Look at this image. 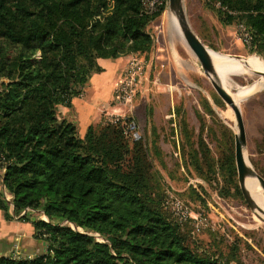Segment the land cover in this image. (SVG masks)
I'll use <instances>...</instances> for the list:
<instances>
[{
  "label": "trees",
  "instance_id": "1",
  "mask_svg": "<svg viewBox=\"0 0 264 264\" xmlns=\"http://www.w3.org/2000/svg\"><path fill=\"white\" fill-rule=\"evenodd\" d=\"M204 4L223 25L242 22L252 35L248 51L264 57V0ZM164 8L148 12L143 0H0V152L10 196L0 193V210L29 222L45 242L42 253L0 255V264H229L235 257L237 246L227 259L185 243L140 135L129 142L121 121L89 124L80 135L59 112L103 70L98 59L151 52L149 26ZM203 154L193 153L194 163ZM225 163L232 183V154Z\"/></svg>",
  "mask_w": 264,
  "mask_h": 264
},
{
  "label": "rangeland",
  "instance_id": "2",
  "mask_svg": "<svg viewBox=\"0 0 264 264\" xmlns=\"http://www.w3.org/2000/svg\"><path fill=\"white\" fill-rule=\"evenodd\" d=\"M164 3L165 8L149 26L154 36L153 50L157 52L152 60L144 58L132 108L128 112L124 108L116 113L130 117L140 140L146 144L152 167L159 175L162 202L171 196L187 205L192 216H205L207 222L198 231L191 222H181L185 243L197 253L227 259L232 257V250L237 246L235 257L229 264H264V220L253 206L247 182L250 207L240 194L236 178L234 138L238 131L235 116L216 94L209 77L186 44L181 28L178 31L174 27L173 22L178 20L169 9L168 1ZM181 4L190 28L208 50L231 61L247 62L253 56L264 61L261 55L248 51V45L240 36L242 22L223 25L204 0H181ZM232 66V72L224 81L231 93L239 88H249L255 82L261 85L248 91L236 103L244 128V154L261 175L264 174V79L254 71L235 64ZM82 93L72 99L71 108H59L60 114L68 116L77 126L78 98ZM109 104L114 106L113 99ZM105 112L100 115L101 120L91 124L106 122L112 113L104 115ZM82 128V125L78 128L80 135L85 132ZM200 150L205 151V155L194 163L192 154ZM228 154L233 155L232 183L226 177ZM0 193L4 198L10 197L1 185ZM12 206L9 204L11 213ZM163 207L167 216L178 222L168 207L164 204ZM31 215L45 218L36 212ZM10 219L12 222L0 221V228L9 233L6 239L0 240V248L5 246V240L11 241L10 232L16 223L13 219L17 217ZM22 228L28 230L30 226L25 223ZM30 252L31 249L18 255L27 257Z\"/></svg>",
  "mask_w": 264,
  "mask_h": 264
},
{
  "label": "crops",
  "instance_id": "3",
  "mask_svg": "<svg viewBox=\"0 0 264 264\" xmlns=\"http://www.w3.org/2000/svg\"><path fill=\"white\" fill-rule=\"evenodd\" d=\"M156 52L157 51L152 49L149 53L126 54L117 58L98 59V63L103 70L94 73L90 77L84 86L82 97L78 98V128L80 129L82 125V131H84L92 122L94 123L101 120L100 115L103 114L102 112L104 110L106 111L104 115L112 113L113 106H110L109 101H112L116 85L122 76L126 63L131 58H139L144 62L143 64H145V59L147 60L150 58V60H152V57ZM2 220L12 222L11 219H5L0 210V221ZM13 220H16V223L12 226L13 232H10L11 241L8 243L7 240H5V246L0 248L5 250H3L4 252L0 250V255L19 256V252H27L31 249V255H27V257H32L35 254L44 252L45 242L35 239L33 236L32 225L29 222L24 221L18 223V219ZM25 223H28L30 226L28 230L22 228ZM7 235L9 236V233H4L3 229L0 228V240L6 239Z\"/></svg>",
  "mask_w": 264,
  "mask_h": 264
},
{
  "label": "built area",
  "instance_id": "4",
  "mask_svg": "<svg viewBox=\"0 0 264 264\" xmlns=\"http://www.w3.org/2000/svg\"><path fill=\"white\" fill-rule=\"evenodd\" d=\"M166 1L167 0H143V5L146 11L152 12L156 10L160 4ZM240 36L247 45L251 44L252 35L250 31L242 24L240 25ZM142 68H144V64L139 58L133 57L128 61L113 93L114 106L112 116L106 119L109 122L121 121L124 125V132L128 134L132 140H135L139 137L138 133L135 131L134 122L130 121L129 116H123L120 113H116V111H121L125 108L124 111L126 110L128 112V110L132 108L133 101L137 94L138 84L143 73ZM6 163L7 161L0 152L1 187H4L2 183V175L5 172ZM5 199L9 200L10 197L8 198L5 196ZM163 204L168 207L167 209L173 213L178 222H191L194 226V230L196 231L200 230L202 225H205L207 222L205 216L202 214L192 216V211L180 199L169 196L168 199L164 200Z\"/></svg>",
  "mask_w": 264,
  "mask_h": 264
},
{
  "label": "water",
  "instance_id": "5",
  "mask_svg": "<svg viewBox=\"0 0 264 264\" xmlns=\"http://www.w3.org/2000/svg\"><path fill=\"white\" fill-rule=\"evenodd\" d=\"M167 1H168L169 9L173 11L179 19L180 28L186 44L198 59L205 75L211 79L210 82L216 94L228 105L231 112L235 116V120L238 128V134H236L234 138L235 139L234 158H235L236 178H237L240 194L244 199L245 203L248 205V207H250L251 201L248 197V193L246 189L245 170H244V162L246 160V156L244 154L245 136H244V128H243L242 117L239 106L234 102V100L230 97V95L222 87V85L218 81L212 78V76L215 73L212 65V60L208 53V48L200 40L197 34L190 28L183 12L181 0H167ZM253 73L259 76L260 78L264 79V73L258 71H254ZM259 177L261 179L262 184L264 185L263 177L261 175H259Z\"/></svg>",
  "mask_w": 264,
  "mask_h": 264
},
{
  "label": "bare ground",
  "instance_id": "6",
  "mask_svg": "<svg viewBox=\"0 0 264 264\" xmlns=\"http://www.w3.org/2000/svg\"><path fill=\"white\" fill-rule=\"evenodd\" d=\"M174 16L178 21H174L173 25L179 31L180 30L179 19L176 15ZM208 53L212 60V65L215 73L212 76V78L218 81L222 85V87L227 91V93L230 95V97L234 100L235 103H237L238 100L244 98L247 92L250 91L251 89L258 88L259 86H261L258 82H255L249 88H239L237 92L231 93L229 90L226 89L227 88L225 84L226 82L224 83L228 74L232 72L231 67H233L232 65L234 64L235 66L246 68L250 70V72L258 71L264 73V61L261 60L260 58L253 56L249 58L247 62H243L239 60L231 61L226 57H224L223 55L218 54L214 51L208 50ZM235 129L236 131H238L237 124H235ZM244 170H245V178H246L245 180L250 189V193L254 203L253 206L257 209L258 213L260 214V217L264 220V185L262 184L261 179L257 174V172L248 162L247 158L244 162Z\"/></svg>",
  "mask_w": 264,
  "mask_h": 264
}]
</instances>
